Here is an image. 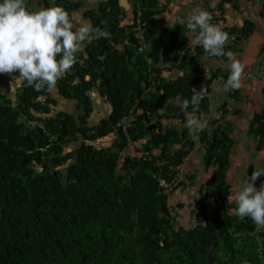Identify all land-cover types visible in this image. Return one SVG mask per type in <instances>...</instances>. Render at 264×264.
I'll use <instances>...</instances> for the list:
<instances>
[{"label": "trees", "instance_id": "1", "mask_svg": "<svg viewBox=\"0 0 264 264\" xmlns=\"http://www.w3.org/2000/svg\"><path fill=\"white\" fill-rule=\"evenodd\" d=\"M158 2L139 0L151 43L146 52H138L133 27L121 26L119 0H109L90 13L94 27L107 35L85 44V55L77 54L54 90H36L24 80L13 101L0 88V264H264L261 226L226 212L182 227L172 201L177 187L186 184L170 190L162 186V180L177 182L195 143L187 130L151 135L149 128L160 124H149L178 95L190 100L193 89L203 93L197 115L207 114L206 95L221 72L199 78L201 58H228L199 49L191 61L188 56L172 61L189 29L180 25L169 35L158 29ZM58 5L70 15L81 7L69 0ZM126 43L125 51L118 50ZM226 51L234 54L236 48L228 45ZM170 63L169 69L184 75L163 77ZM95 89L108 98L113 113L91 126ZM55 90L76 103L75 112L54 113ZM178 103L170 105L169 113L185 120ZM135 111L140 113L126 133L116 131ZM112 134L117 135L112 147L93 145ZM201 137L207 144L205 163L215 169L212 193L226 200L233 141L217 122H209ZM144 140L148 155L124 158L130 142ZM260 146L264 149V142ZM209 207L208 198L203 199L201 213Z\"/></svg>", "mask_w": 264, "mask_h": 264}, {"label": "crops", "instance_id": "2", "mask_svg": "<svg viewBox=\"0 0 264 264\" xmlns=\"http://www.w3.org/2000/svg\"><path fill=\"white\" fill-rule=\"evenodd\" d=\"M66 0H33L40 3V7H52L58 2ZM81 4L77 11L71 13V18L76 26L90 22L93 26L95 20L90 13L98 11L100 5L108 0H69ZM121 11V26L132 27L136 20V11L139 9V0H119ZM157 11L158 29H164L171 34L178 26L186 25V18L195 10L205 9L212 15L221 13L224 23L221 24L231 36H238L239 44H235V59L245 65L244 79L236 97L230 96L229 88L222 84L210 86L208 94L209 112L203 117L209 122H217L223 131L229 133L233 141L230 151L229 169L226 176V197L231 194L233 185L246 181L256 171H264V149L261 148V137L264 139V128L259 124L264 121V0H159ZM43 4V5H42ZM32 5V4H31ZM180 26V27H181ZM186 27V26H184ZM184 36H190L185 33ZM186 40V39H185ZM125 45H119L120 51H125ZM85 55V48H84ZM181 41L174 50V55L182 57ZM172 64L165 65L170 68ZM229 60H215L203 58L200 73H223L230 75ZM260 65V66H259ZM220 74V75H221ZM183 71L169 69L164 72V77L177 79L183 76ZM223 77V76H221ZM58 100L57 111L74 112L76 103L61 97L58 91H54ZM94 104V111L90 123L96 125L107 119L110 115L108 99L99 91L94 90L90 94ZM172 104V105H171ZM178 106L177 101H172L161 111V118L152 121L149 126L160 124V128L151 130L150 134L166 133L169 130H178L180 133L187 130L189 137L194 140V149L190 152L186 163L182 168V180L186 184L184 193L174 200V205L179 211L184 226H189L196 218L199 220V203L205 193L210 189L215 191L217 185L213 183L214 168H208L205 163L207 144L203 143L201 133H192L185 120L174 117L169 113L171 106ZM260 120V122H259ZM258 130L260 132L258 133ZM115 136H110L103 141V147H111L116 142ZM181 148L176 146L175 149ZM135 154V148L130 147L125 156ZM255 186L264 187V174L257 178ZM211 191V192H212ZM221 191V190H220ZM227 208L234 207L231 201H227ZM233 217H237L233 215ZM250 219V217H249ZM192 220V221H191ZM203 219H201L202 221ZM251 220V219H250ZM194 224V223H192ZM264 227H262V230Z\"/></svg>", "mask_w": 264, "mask_h": 264}, {"label": "clouds", "instance_id": "3", "mask_svg": "<svg viewBox=\"0 0 264 264\" xmlns=\"http://www.w3.org/2000/svg\"><path fill=\"white\" fill-rule=\"evenodd\" d=\"M140 18L141 12L140 9H138V11H136V20L132 27L135 37L139 41L138 52L144 53L151 47V43L146 38V29L141 23ZM186 27L189 29L187 31L189 35L192 32L196 33L194 42L201 47L192 50V48L188 47V43L185 40L188 36H183L179 39L178 44L181 41L184 54L182 57L172 55V61L176 58L181 61L187 56L189 57L188 60L191 61L192 57L197 54L199 49H203L208 56H227L231 71L230 75L226 77L225 88H229L228 93L230 96L236 97L237 94H235V91H238L243 83L245 65L235 59L231 51H226V45L229 43L230 39L229 33L224 30L220 23L213 22L212 14L205 9L195 10L189 15L186 18ZM139 28H142L144 31V43L138 36ZM106 35L107 34L102 29L94 27L90 22L76 26L70 13L60 5L32 10L27 0H0V74L19 73L18 77L21 78L17 80V90L21 88L24 80L29 86H34L36 90H40L45 86L48 90H54L57 81L63 78L77 62V54L84 51L85 44L91 42L93 39H98ZM239 43V37L236 35L232 36V45L235 46V44ZM141 44L146 46L143 52L139 51ZM203 58H201V60ZM166 70H169V68H166ZM192 92L193 94L190 100L182 98L179 95L176 99L181 103L186 127L192 133L198 134L207 126L206 119L202 115H197L196 111L203 93L202 90L197 91L195 89H193ZM206 96L208 97V94ZM53 107L56 108V110ZM51 108L54 110V113L64 112L57 111V105H52ZM75 110L76 107L73 111L75 112ZM109 110L111 115L113 113V107L110 102ZM139 113L138 111L132 112L128 117L121 120L117 125L116 131L117 129H122L126 133L127 129L135 122ZM96 125L91 124V126ZM259 127L260 129L264 128V121L259 124ZM110 136L117 137L115 134ZM107 138L100 139L94 144H97V146L99 145L98 147L109 148L103 147V141ZM261 140L264 142L263 137H261ZM145 142L146 140L139 143L130 142L126 151L133 146L135 148V154L131 156L143 157L148 155V153L142 149V144ZM74 146L75 144L72 145L71 148H74ZM126 151L123 154L124 158L127 157L125 156ZM187 158L183 159L180 165L181 167H179L180 172L176 180L177 182L166 183L163 180L161 181V183L164 182L168 184V187L162 185L165 189L170 190L174 186H177V183L183 182L182 168ZM262 174H264V171L255 170L250 178L248 176L246 181L233 185L231 194L226 197V200L223 199L224 197H216L211 189L207 191L203 199L208 198L210 207L206 209L205 212L201 213V202L203 199L200 200V218L199 220L196 218V224L205 219L214 218L217 214L227 212L230 215H235L242 219L250 217L256 225L264 227V187L258 189L255 186V181ZM184 190L185 185H181L174 191L173 205L174 200L183 194ZM228 200L235 206L227 208L228 206L226 207V203ZM174 208L178 212V223H180L182 227H186L183 225L182 217L175 205ZM201 219L203 220L201 221ZM244 264H248V262L245 261Z\"/></svg>", "mask_w": 264, "mask_h": 264}, {"label": "rangeland", "instance_id": "4", "mask_svg": "<svg viewBox=\"0 0 264 264\" xmlns=\"http://www.w3.org/2000/svg\"><path fill=\"white\" fill-rule=\"evenodd\" d=\"M52 6H54V2H52ZM40 8H41L40 3H37V2L31 6L32 10H39ZM18 75H19V73H14V74H7L6 73V74L0 76V87L3 88L4 93L6 95H9L13 101H15V94L17 93V88H18L17 80L21 78V77H18ZM54 109L56 110V108H54ZM104 147H105V145H104ZM193 221L194 222H192V223H194V224L190 223V226L185 227V228L190 229L192 226L196 225V220H193Z\"/></svg>", "mask_w": 264, "mask_h": 264}, {"label": "built area", "instance_id": "5", "mask_svg": "<svg viewBox=\"0 0 264 264\" xmlns=\"http://www.w3.org/2000/svg\"><path fill=\"white\" fill-rule=\"evenodd\" d=\"M212 16H213V22H218L220 24L224 23L223 19L221 18V13L220 12L217 11ZM143 34H144L143 29L139 28L138 29V36H139L140 39H142V41L144 43L145 41H144ZM195 35H196V33L192 32V33H190V36H188L187 39H186V42L188 43V47L192 48V50L197 49V47H201L200 45H198L197 43L194 42ZM145 48H146V46L144 44H141V46L139 48V51L143 52L145 50ZM162 185L164 187H168V184H165L164 182H162Z\"/></svg>", "mask_w": 264, "mask_h": 264}, {"label": "bare ground", "instance_id": "6", "mask_svg": "<svg viewBox=\"0 0 264 264\" xmlns=\"http://www.w3.org/2000/svg\"><path fill=\"white\" fill-rule=\"evenodd\" d=\"M228 45H232V36L231 35H230L229 43L226 46H228ZM213 59H215V60H222V59H217V58H213ZM222 61H225V60H222ZM221 76L222 75H219L217 78H215L213 80V82H212L213 86H214V84H222V85H225L226 79L224 77H221ZM199 78L204 79V80L205 79H207V80L212 79V73H203L202 75L200 74L199 75Z\"/></svg>", "mask_w": 264, "mask_h": 264}, {"label": "flooded vegetation", "instance_id": "7", "mask_svg": "<svg viewBox=\"0 0 264 264\" xmlns=\"http://www.w3.org/2000/svg\"><path fill=\"white\" fill-rule=\"evenodd\" d=\"M30 1H31V4L33 5V4H34L33 0H30ZM31 4H30V8H31V6H32Z\"/></svg>", "mask_w": 264, "mask_h": 264}, {"label": "water", "instance_id": "8", "mask_svg": "<svg viewBox=\"0 0 264 264\" xmlns=\"http://www.w3.org/2000/svg\"><path fill=\"white\" fill-rule=\"evenodd\" d=\"M93 145L96 146V147H98L97 144H94V143H93Z\"/></svg>", "mask_w": 264, "mask_h": 264}]
</instances>
